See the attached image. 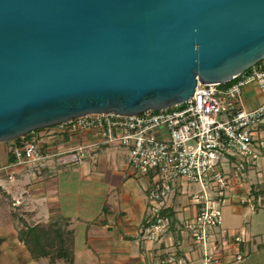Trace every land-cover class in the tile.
Wrapping results in <instances>:
<instances>
[{"label":"water","instance_id":"water-1","mask_svg":"<svg viewBox=\"0 0 264 264\" xmlns=\"http://www.w3.org/2000/svg\"><path fill=\"white\" fill-rule=\"evenodd\" d=\"M264 60V0H0V143L158 111Z\"/></svg>","mask_w":264,"mask_h":264},{"label":"crops","instance_id":"crops-1","mask_svg":"<svg viewBox=\"0 0 264 264\" xmlns=\"http://www.w3.org/2000/svg\"><path fill=\"white\" fill-rule=\"evenodd\" d=\"M242 100L244 108H254L263 102L264 89L248 84ZM256 130V139L264 149V119ZM32 137L48 154H65L81 147L85 152L78 163L62 164L53 157L45 168L38 169L17 164L12 149L23 140L0 145V171H7L4 178L9 181L7 187L0 183L4 198L0 204V264H50L48 258L34 259L20 240L21 218L29 225L56 223L71 230L75 264H170V257L183 260V264H204L189 235L180 229L181 219L197 211L190 201L194 186L188 192L175 188L167 210L172 211L170 226L161 240L151 241L145 233L150 213L149 179L130 165L128 152L95 145L91 132H60L50 127L26 139ZM233 163L225 165L232 187L216 238L242 236L244 242L219 253L217 264H264V195H255L256 188L264 186V156L258 165L243 163L238 177L233 176ZM238 251L245 254L240 262L233 258Z\"/></svg>","mask_w":264,"mask_h":264},{"label":"built area","instance_id":"built-area-1","mask_svg":"<svg viewBox=\"0 0 264 264\" xmlns=\"http://www.w3.org/2000/svg\"><path fill=\"white\" fill-rule=\"evenodd\" d=\"M252 83L264 89V65H255L224 83H200L192 97L169 108L134 115L94 113L54 127L60 132H91L97 140L95 145L127 149L130 165L149 179L150 213L145 233L151 241L161 240L170 226L172 218L167 210L176 186L181 192L196 186L190 191L196 214L181 219L180 229L189 235L204 264H217L219 253L244 242L242 236L216 238L232 187V176L225 165L234 160L233 176L238 177L243 163L258 165L264 156L262 144L256 139V128L264 119V100L251 109L242 106L243 88ZM22 138V144L12 149L17 164L38 169L45 168L53 157L62 164L78 163L85 152L81 147L65 154H48L37 138ZM244 257L241 251L233 255L236 262ZM175 261L169 258L170 263Z\"/></svg>","mask_w":264,"mask_h":264},{"label":"trees","instance_id":"trees-1","mask_svg":"<svg viewBox=\"0 0 264 264\" xmlns=\"http://www.w3.org/2000/svg\"><path fill=\"white\" fill-rule=\"evenodd\" d=\"M264 64V60L256 65ZM45 129V128H44ZM44 129H38L34 132ZM32 133L25 135L29 137ZM23 138H17L14 142H20ZM0 190L3 189L0 187ZM255 195H264V186L257 187ZM172 215V211H169ZM16 215V214H15ZM21 220L19 230L20 240L26 245L34 259L48 258L50 264L63 261L65 264H75L73 233L66 227L56 223L29 225Z\"/></svg>","mask_w":264,"mask_h":264},{"label":"rangeland","instance_id":"rangeland-1","mask_svg":"<svg viewBox=\"0 0 264 264\" xmlns=\"http://www.w3.org/2000/svg\"><path fill=\"white\" fill-rule=\"evenodd\" d=\"M9 142H11V141H9ZM5 144H7V142H4V143H0V145H2V146H4ZM110 149H112V150H118V149H120V150H124V151H126V152H128L127 151V149H125V148H123V147H121V146H118V145H111L110 146ZM7 173V171L6 170H2V171H0V183L2 184V185H4L5 187H7L8 185H9V181L6 179V178H4V175ZM177 187V186H176ZM174 188H175V186H174ZM194 189H197V187L196 186H194ZM4 201V198H3V196L0 194V204L2 203ZM0 214H2V208L0 207ZM170 264H181L179 261H175L174 263H170Z\"/></svg>","mask_w":264,"mask_h":264},{"label":"bare ground","instance_id":"bare-ground-1","mask_svg":"<svg viewBox=\"0 0 264 264\" xmlns=\"http://www.w3.org/2000/svg\"><path fill=\"white\" fill-rule=\"evenodd\" d=\"M200 84V83H199Z\"/></svg>","mask_w":264,"mask_h":264}]
</instances>
